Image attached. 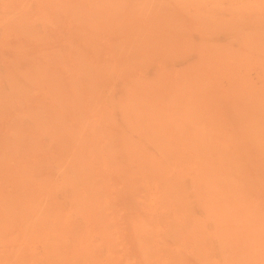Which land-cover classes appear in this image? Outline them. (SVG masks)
Masks as SVG:
<instances>
[{
  "label": "rangeland",
  "instance_id": "obj_1",
  "mask_svg": "<svg viewBox=\"0 0 264 264\" xmlns=\"http://www.w3.org/2000/svg\"><path fill=\"white\" fill-rule=\"evenodd\" d=\"M9 171L17 264H264V0H0Z\"/></svg>",
  "mask_w": 264,
  "mask_h": 264
},
{
  "label": "bare ground",
  "instance_id": "obj_2",
  "mask_svg": "<svg viewBox=\"0 0 264 264\" xmlns=\"http://www.w3.org/2000/svg\"><path fill=\"white\" fill-rule=\"evenodd\" d=\"M224 102H225V100H224ZM228 107H229V105H228ZM231 108H233V107H231ZM223 112H225V111H223ZM232 124L234 125V123H232ZM171 147L173 148V146H171ZM15 177H16V175H14V173H12V171H9V174L5 177L6 178L5 184L3 185L2 183H0V264H17V253H18L17 250L18 249H17L16 240H17V232L19 230L18 229L19 227H17V209H18V207L16 206L17 205L16 204V201H17L16 198L17 197H15V190H16V183H15L16 179H15ZM17 192H18V189H17ZM185 192H187V191H185ZM262 193H264V192H262ZM120 197H122V196H120ZM261 229H264V228H261ZM110 235H111V233L109 234V236Z\"/></svg>",
  "mask_w": 264,
  "mask_h": 264
}]
</instances>
